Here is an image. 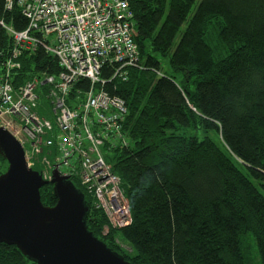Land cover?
<instances>
[{
    "label": "trees",
    "instance_id": "1",
    "mask_svg": "<svg viewBox=\"0 0 264 264\" xmlns=\"http://www.w3.org/2000/svg\"><path fill=\"white\" fill-rule=\"evenodd\" d=\"M131 9L140 65L126 80L101 69L104 89L127 108L129 145L104 157L130 221L111 226L75 177L87 228L131 264H264V0H134ZM5 26L22 30L26 18L0 0V57L11 46ZM210 33L223 51L216 59ZM19 60L14 85L59 70L41 47ZM42 153L53 161L59 151ZM39 192L55 204L51 184ZM0 264L35 263L0 242Z\"/></svg>",
    "mask_w": 264,
    "mask_h": 264
},
{
    "label": "built area",
    "instance_id": "2",
    "mask_svg": "<svg viewBox=\"0 0 264 264\" xmlns=\"http://www.w3.org/2000/svg\"><path fill=\"white\" fill-rule=\"evenodd\" d=\"M133 1L4 0L7 9L14 5L20 8L26 18V26L22 30L5 26L11 36V46L8 54L0 57V127L9 131L20 143L28 167L34 165L33 154H43V148L49 146L57 147L59 154L53 161L44 159L43 164L51 162L49 169L56 170L69 180L76 177L81 184L88 186L92 203L102 209L113 227L128 224L130 215L119 188V177L111 171L104 156L114 147L129 145V138L123 129L127 108L120 96L111 95L104 89L101 69L111 67V77L126 80L128 69L140 65L139 50L134 40ZM40 47L56 58L59 65L56 75L33 76L24 83L14 85L11 82L12 73L20 68V56L25 52L33 53ZM85 79L88 81L86 88L82 85ZM39 84H46L48 89L38 90ZM74 87L79 89L73 91ZM41 97L46 100L42 106ZM87 105H93L92 110L100 114L96 121L101 128L97 138L101 158L95 157L94 148L97 145L86 141L80 128L76 132L79 137L75 136L77 144L71 147L66 146L64 136L55 134L58 125L66 127L74 117L79 122V117L83 115L82 107ZM89 111L90 107L84 116H89ZM49 114L53 120L51 127L47 122ZM12 121L27 138L14 133L15 129L8 124H14ZM30 122L39 128L33 127ZM45 124L47 127H43ZM114 127L117 129L114 130ZM42 137L49 138L50 144L33 149V145L27 143V139L35 143ZM61 157H64L63 164L59 163ZM34 159L39 163L38 157ZM38 169L43 179H51L52 173H47L43 165ZM94 170L107 176L108 186L103 191L98 187L96 190V182L92 180ZM109 187L110 202L104 195ZM113 207L126 217L125 224H121L122 220L116 216Z\"/></svg>",
    "mask_w": 264,
    "mask_h": 264
},
{
    "label": "water",
    "instance_id": "3",
    "mask_svg": "<svg viewBox=\"0 0 264 264\" xmlns=\"http://www.w3.org/2000/svg\"><path fill=\"white\" fill-rule=\"evenodd\" d=\"M0 242L15 245L35 264H131L87 228L83 193L55 170L51 179L28 167L20 143L0 127ZM52 185L56 202L46 206L39 189Z\"/></svg>",
    "mask_w": 264,
    "mask_h": 264
},
{
    "label": "rangeland",
    "instance_id": "4",
    "mask_svg": "<svg viewBox=\"0 0 264 264\" xmlns=\"http://www.w3.org/2000/svg\"><path fill=\"white\" fill-rule=\"evenodd\" d=\"M207 41L210 44V46L213 48V57L215 59L218 58V57H220L222 55L223 51L222 50L221 51H216V49H215L216 47H215V44H214V38H213V35L211 33L208 35ZM160 68H161V72L170 71L169 66H168V62H167V58L163 57L161 59ZM53 75H56V74H53ZM78 89H79V87H74V90L73 91L78 90ZM92 106L93 105L83 106L82 107L83 115L79 117V122L77 121L76 117H74L73 120H70L69 121V123H68V125L66 127L58 125L55 134L57 136H59V135L64 136L67 139L66 140V142H67L66 143V146L67 147H71V146H75L77 144L76 143V138L77 137H75V136L78 135V137H79V134L76 133V132H78V128H80L83 138L86 141H89L92 144L97 145L94 148V155H95V157L96 158H99V157L101 158V152H100V150L98 148V145H99L100 142L97 141V138L99 137L100 132H101V128L98 126V122L96 121V118L98 116H100V114L98 112H96V111H93L92 110ZM88 107H90V111H89L90 115L89 116H84V114H86L87 111H88ZM48 120H49V121H47L48 122V126L51 127V125H53V120L51 119L50 114H49V119ZM13 123L14 124H10V123H8V124L15 129L14 133L16 135H19V136L21 134L23 137L27 138V135L25 133H20V130L15 125V122H13ZM31 124H32L33 127L39 128L38 125H35L33 123H31ZM43 127H47V125L45 124V125H43ZM65 128H66V130H65ZM116 129H117V127H114V130H116ZM207 135L211 139H216V133L214 131H209L207 133ZM48 139L49 138H43L42 137V139H39L38 141H35V143L34 142H31L32 139L31 140H28L27 139V143L28 144H32L33 145V149H35V147H39L41 145H48V144H50ZM56 141H58L57 137H56ZM61 146L63 147L64 145L62 144ZM110 154H111V152L109 153V155ZM35 157H38L39 163L38 162H35V159H34ZM105 157H106V160H107V157L108 156H105ZM44 159H47V158L44 155H42V154H37V155L33 154L32 155L33 162L32 161L31 162L34 163V165L33 166H30V167H32L33 169L34 168L37 169L38 167H42V165H43L44 170L47 173H50L51 174L54 171V170L49 169L50 168V165H51V162H49L47 165H44L43 164V160ZM83 159H84V157H83ZM59 163H62V164L64 163V157H61V160L59 161ZM6 168H7V161L1 158L0 159V172L4 171ZM91 171H92V167H91ZM98 171L94 170V172H93V177L94 178H92V180H94L96 182L95 183L96 184V190H97V187H98V188H100L103 191L108 186L107 183H106L107 176L102 171L101 172H98ZM75 179L78 180L80 186L83 188V190L85 191V193L88 194L89 193L88 186H85V185L81 184V182H80V180L78 178H75ZM109 189H110V187L105 191V194H104L108 199L110 197V195L108 193ZM94 195L96 196L95 191H94ZM109 202H110V199H109ZM106 206L108 207V205H106ZM100 210H102V209H100ZM113 211L116 214V216L119 217L120 220H122L121 224H125L126 217H122L118 213L117 209H115V207H113Z\"/></svg>",
    "mask_w": 264,
    "mask_h": 264
}]
</instances>
